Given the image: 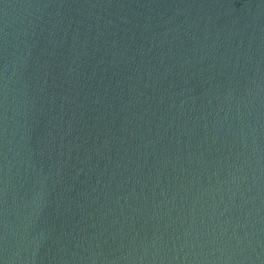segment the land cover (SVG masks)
Segmentation results:
<instances>
[{
    "label": "water",
    "instance_id": "obj_1",
    "mask_svg": "<svg viewBox=\"0 0 264 264\" xmlns=\"http://www.w3.org/2000/svg\"><path fill=\"white\" fill-rule=\"evenodd\" d=\"M0 264H264V0H0Z\"/></svg>",
    "mask_w": 264,
    "mask_h": 264
}]
</instances>
